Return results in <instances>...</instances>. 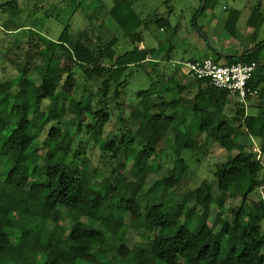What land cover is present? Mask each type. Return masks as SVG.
Returning <instances> with one entry per match:
<instances>
[{"label":"trees","instance_id":"16d2710c","mask_svg":"<svg viewBox=\"0 0 264 264\" xmlns=\"http://www.w3.org/2000/svg\"><path fill=\"white\" fill-rule=\"evenodd\" d=\"M215 5L216 0H208L203 13L199 10L194 15L193 27ZM261 9V4L254 7L248 27L257 29L263 24ZM105 12L133 44L132 50L118 54V37L107 41L98 37L93 46L95 40L87 29L77 32L71 47L59 37L53 40L55 47L51 49L44 40L52 39L33 26L14 23L15 29H9L10 21L1 26L17 38L27 33L29 44L34 36L39 37L43 47L33 44L40 64L32 69L30 61L20 64L17 77L0 84V264H144L138 255L154 257V264H264V200L252 198L264 189V145L262 160L251 148L238 150L213 169L219 190L241 197L240 207L231 209L219 230L210 223L214 197L209 181L177 195L189 168L186 152L200 151L204 135L221 148L235 137L236 130L251 140L264 139V110L248 114L229 92L208 80L192 79L181 66L169 75L159 70L161 62L171 61L169 54L162 56V47L141 49L139 45L145 40L142 29L152 24L162 30L170 28L168 17L142 19L131 0H116ZM96 17L94 14L88 19ZM240 17L237 9L228 13L224 24L228 35L236 36ZM65 28H70L69 23ZM206 49L202 57L188 61L212 57L216 62L225 59L226 65L256 62L258 70L249 84L262 91L258 97L264 101V42L234 54L241 58H224L218 49L207 45ZM250 51L254 52L248 54ZM145 63L151 69L147 72L151 86L139 92L143 112L130 113L137 128L133 130L128 119L120 117L117 132L105 136L111 116L104 95L113 90L116 108L123 113V91L130 85L132 68L143 69ZM75 71L83 77L84 91L88 92L80 100L69 91L74 90ZM153 72L157 73L154 79ZM183 79L189 81L184 83ZM19 83L22 86L17 89ZM87 84L101 87L95 93ZM14 89L10 100L8 94ZM186 92L194 95L191 107L181 105ZM96 94L100 97L97 106L93 103ZM168 94H173L169 107L176 115L164 111ZM67 112L81 121L100 146L103 160L114 161L112 174L133 162L132 180L124 176L103 188L97 182L103 175L99 169L91 175L82 159L69 160L71 145H65L69 131L64 125ZM90 117L92 121L87 123ZM49 124L51 129L41 143L39 136ZM133 140L139 148L134 161L128 149ZM164 144L182 168L165 177L160 187L152 185L146 190L145 176L157 163L153 159L163 154ZM44 148L48 150L46 155L42 153ZM63 210L79 218L60 236L50 224ZM194 212H199L196 221L191 219ZM136 223L152 228L154 238L146 246L128 243L124 227ZM29 233L39 234L41 239L26 247L23 237Z\"/></svg>","mask_w":264,"mask_h":264},{"label":"rangeland","instance_id":"374dc122","mask_svg":"<svg viewBox=\"0 0 264 264\" xmlns=\"http://www.w3.org/2000/svg\"><path fill=\"white\" fill-rule=\"evenodd\" d=\"M116 0H0V84L10 81L17 77V66L25 65L31 62V69L37 64H40V59L36 55V44L38 48H42V43L39 37L34 36L32 44H29V36L27 33L16 37V34H9L3 28L6 21L9 29H15V24L29 25L38 29L46 37L49 36L52 40H44L45 45L54 49L55 44L53 40L63 37L64 41L70 47L76 41V34L80 30L87 29L90 36L97 44V38L103 40H111L114 37L119 38L117 47L118 54H123L126 51L133 49V44L130 43L124 36L119 27L113 20L107 18V9H111ZM134 3V10L139 14L142 19H150L154 15L159 17L166 16L171 22L170 28L160 29L157 24H152L148 29H142L144 36V43L139 47L159 48L162 47L165 53L169 54L171 61L168 63L161 62L159 70L165 71L167 75L171 74L170 71L175 69L173 63H181L196 57H202L207 49L205 40L199 36L192 24V20L197 11L201 8L200 0H131ZM258 4L262 5V14L264 15V0H216L214 8L208 9L199 19L197 25L203 29L208 35L212 46L216 47L220 53L234 55L244 50L254 47L256 44L264 42V22L257 28H250L247 25L254 7ZM232 9L241 11V17L237 26V34L235 37L228 35L225 32L224 24L227 19L228 13ZM98 17L90 21L88 16ZM15 23V24H14ZM69 23L70 28H65ZM21 33V32H20ZM264 55V51H263ZM167 61V60H166ZM225 64V59L220 61ZM165 69V70H164ZM133 76L130 85L123 91V104L126 110L121 113L116 108L117 102L113 100V90L105 94V100L108 101L109 106L107 111L110 113V121L105 127V136L117 132L120 117L128 119V125L135 130L137 123L130 118L131 110H136L139 113L143 112L142 105L139 99V92L147 90L151 86V79L147 77V72L151 69L148 63H145L143 69L132 68ZM156 72H153V79L156 77ZM31 79L33 77H30ZM74 90H69L72 95L80 100L82 96H87L88 92L84 91L85 82L79 71H75ZM189 79H183L182 82L186 83ZM22 84L17 85V89L21 88ZM88 88L95 93L100 87L91 86L87 84ZM16 89L12 90L8 97L13 100ZM262 91L260 90V93ZM259 93V94H260ZM98 94V93H97ZM95 96L93 103L97 106L100 103L99 95ZM193 94L186 92L181 100V105H188L191 107V100ZM173 94L166 96L167 104L164 106V111L167 115H176L177 112L169 107L173 100ZM122 102V101H121ZM64 103V102H63ZM67 106V103H64ZM254 107L252 110L248 109V114L256 115L264 110V101L260 100L257 96L252 100ZM249 105V104H248ZM65 127L68 129L69 134L66 139L65 145H71L69 160L80 161L85 163L84 166L88 169L91 175L95 174V170L99 169L103 173L97 182L103 187L107 188L110 183H116L123 179L124 176L129 180L133 179L130 174V167L133 162L129 164V168L112 174V162H106L102 158V150L90 136L86 133L79 121L73 114L67 112L65 117ZM92 118L87 119L90 123ZM178 123H181L180 120ZM51 129V124L41 132L39 141L42 143L46 140L48 133ZM180 132L177 135V142L179 141ZM202 147L200 151L186 152V161L188 163V171L183 179L182 185L177 189V195H183L193 189H196L202 184L204 180L209 181L211 192L213 195V206L210 223L217 230L224 227V218L228 217L231 209H238L241 205V197H232L231 192L223 193L219 190L216 179L213 176V169L216 165L226 163L230 157L238 152V150H250L253 146L257 145L261 148L264 145V139H249L247 136L241 134L236 130L235 137L231 138L225 148H221L211 138L204 135L201 141ZM133 157V161L139 154V148L136 141L133 140L128 148ZM44 155L48 150L44 148L42 151ZM232 153V154H231ZM13 157L17 158V153H13ZM160 166L156 165L145 176L143 187L147 188L152 185L160 187L163 179L172 173H178L182 168L181 163L175 161V155L172 153L168 145L164 144V152L159 158H154ZM174 168V169H173ZM173 169V170H172ZM3 171V164L0 163V173ZM111 181V182H110ZM253 199L262 198L264 200V189ZM201 204H203L201 199ZM193 205V202L189 203ZM246 211V209H245ZM199 212L191 214V219L198 220ZM78 215L67 210H63L51 223V227L62 236L69 228L71 222L78 220ZM127 233L128 243L136 247L146 246L154 238L151 227H143L141 224L136 223L132 226L128 224L124 227ZM41 239V235L29 233L23 237V244L29 247L34 241ZM140 261L144 264H154V257H147L138 255ZM94 258L91 257L92 261Z\"/></svg>","mask_w":264,"mask_h":264},{"label":"built area","instance_id":"2783aa9c","mask_svg":"<svg viewBox=\"0 0 264 264\" xmlns=\"http://www.w3.org/2000/svg\"><path fill=\"white\" fill-rule=\"evenodd\" d=\"M173 65L181 66L182 71L192 79L208 80L214 87L229 92L246 109L249 98H255L260 93V89L249 84L258 70L256 62L225 65L216 62L212 57H204L201 60L178 62L173 63ZM252 152L257 155L258 160H262L263 151L259 146H253Z\"/></svg>","mask_w":264,"mask_h":264},{"label":"water","instance_id":"95a60500","mask_svg":"<svg viewBox=\"0 0 264 264\" xmlns=\"http://www.w3.org/2000/svg\"><path fill=\"white\" fill-rule=\"evenodd\" d=\"M207 1L208 0H202V4H201V8H200V14L203 13V11H204V9L206 7ZM194 27H195L196 31L199 32L202 35V37L204 38V40L207 42V46L208 47H212L213 49H215L211 45L208 35L197 25L196 22L194 23ZM253 52L254 51H250L248 54H252ZM218 53L221 54V56L224 57V58H229L231 56H238L239 58L242 57V55H229V54H224V53H220V52H218Z\"/></svg>","mask_w":264,"mask_h":264},{"label":"crops","instance_id":"0c3cea01","mask_svg":"<svg viewBox=\"0 0 264 264\" xmlns=\"http://www.w3.org/2000/svg\"><path fill=\"white\" fill-rule=\"evenodd\" d=\"M241 53V52H240ZM254 98H252V99H250L249 100V105H248V107H247V110L249 109H251L252 110V108L254 107V104H252V100H253Z\"/></svg>","mask_w":264,"mask_h":264},{"label":"flooded vegetation","instance_id":"af4514ba","mask_svg":"<svg viewBox=\"0 0 264 264\" xmlns=\"http://www.w3.org/2000/svg\"><path fill=\"white\" fill-rule=\"evenodd\" d=\"M215 48V47H214ZM214 50H217V48H215ZM217 52H218V50H217Z\"/></svg>","mask_w":264,"mask_h":264}]
</instances>
